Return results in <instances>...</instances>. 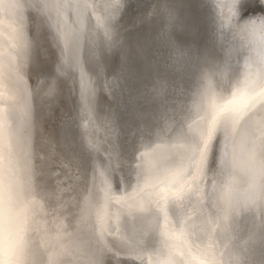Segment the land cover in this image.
<instances>
[{
  "label": "snow or ice",
  "instance_id": "6c2138e0",
  "mask_svg": "<svg viewBox=\"0 0 264 264\" xmlns=\"http://www.w3.org/2000/svg\"><path fill=\"white\" fill-rule=\"evenodd\" d=\"M129 7L0 0V264H264V0H156L136 17L159 21L145 40L122 38ZM205 21L228 40L222 56ZM44 42L57 53L47 73ZM115 48L121 69L101 86ZM77 74L80 111L67 127L80 149L49 137L42 154L39 107L69 80L75 93ZM101 90L128 114L132 137L106 155L79 131ZM240 209L252 213L245 225Z\"/></svg>",
  "mask_w": 264,
  "mask_h": 264
},
{
  "label": "bare ground",
  "instance_id": "6f19581e",
  "mask_svg": "<svg viewBox=\"0 0 264 264\" xmlns=\"http://www.w3.org/2000/svg\"><path fill=\"white\" fill-rule=\"evenodd\" d=\"M156 0H130V7L127 14L124 16L122 21L125 28L131 29L130 32L122 33L123 37L130 38H140L145 39H154L156 37V25L159 21L152 17L145 15V18L142 22L137 21L136 17L142 13H147L151 9V5L155 3ZM190 3L193 7L196 4V0H190ZM135 24V27L132 26ZM202 34L205 39L210 42V45H214L216 50L220 52V55H223L222 49L226 50L228 47V40L224 37H221L218 32H215L212 25L205 21L202 25ZM172 35L178 40L183 39L178 28L173 30ZM57 53L54 49L50 48L47 42L42 44V52L40 57V71L42 72H51L54 69V61L56 59ZM108 67L100 77V85L104 84L105 80L113 81L115 76L119 73L121 69V50L115 48L110 53L109 59L107 61ZM36 70L32 73L31 83L33 86L36 84ZM72 83L69 80V83L64 85L58 94L54 95L51 98H45L44 102L39 107V122L36 137L38 142L39 150L42 154H47L49 151L50 145L47 143L49 137L53 141L58 142V147L60 150L65 152H76L79 151L80 145L77 138L76 130L70 129L67 127L68 121L71 116L74 114H79L80 109L77 107V102L79 101V75L77 74V83L76 91H72ZM114 93L116 96H119L120 89L114 86ZM95 114L91 121L85 117L79 121V131L83 135V139L87 144L89 141L92 144H97L100 146L101 154L104 153V149H109V145L115 148L117 151L120 150L121 146L127 148L128 143L131 141V129L125 128L123 126V121L129 119L128 114L122 111L116 104V102L111 98L109 93L106 90H101L97 92L95 100ZM116 111L120 116V121L113 125H108L105 117L111 112ZM259 115V114H258ZM85 124H87V130H85ZM155 131V129H154ZM138 143L140 138H137ZM144 143H149L147 138L144 139ZM111 150V149H109ZM143 150V149H141ZM117 181L119 177L117 176ZM55 189L56 180L51 178L49 181ZM61 196L59 191H54L51 197L53 206H59L58 201ZM51 211V209H49ZM252 213L248 209H240L237 219L241 221L242 225H245L247 221L251 219ZM50 219V218H49ZM128 227H131L129 223ZM71 231V229H69ZM241 241L247 239L248 229L244 227L243 231L240 234ZM71 238L66 237L65 243H69ZM82 239H86V236H83ZM256 253L253 257L257 262L261 259L260 255V245L259 241L255 244ZM106 259V264H111L109 258ZM127 264V262H126ZM130 264H138L137 261H132ZM145 264H147V258L145 259Z\"/></svg>",
  "mask_w": 264,
  "mask_h": 264
}]
</instances>
